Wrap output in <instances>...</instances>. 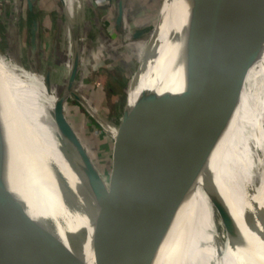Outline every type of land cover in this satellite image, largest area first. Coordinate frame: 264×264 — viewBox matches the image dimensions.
Masks as SVG:
<instances>
[{
  "label": "water",
  "instance_id": "obj_1",
  "mask_svg": "<svg viewBox=\"0 0 264 264\" xmlns=\"http://www.w3.org/2000/svg\"><path fill=\"white\" fill-rule=\"evenodd\" d=\"M67 1L60 0L68 14ZM213 1L176 0L175 4L174 0L170 1L166 20L161 24V31L155 33L143 75L128 104L123 120L124 132L115 148L114 156L121 161L126 172L125 180L118 182L116 175L121 165H115L113 188L117 197L106 187L64 113L70 95L79 100L72 93L80 63V51L74 36L77 47L68 85L56 98L51 115L61 144L60 152L79 181L52 162H43L47 170L44 179L87 223L95 255H88L63 236L59 228L17 189L5 170L7 134L0 122V264H191L175 237L173 217L162 192L165 138L167 136L172 145L173 156L178 158L187 144L185 125L189 122L196 121L202 133H219L227 128V117L235 118L237 109L226 99L229 90L223 76L240 78L252 65L246 57L231 55L228 62L220 61L219 53L229 55V51L224 45L226 42L217 46L216 52L212 46L209 19ZM38 2L28 0V13L34 15ZM256 12L248 7L246 22L249 28L258 31L264 15ZM124 14V0H116L115 24L120 29L125 21ZM224 21L226 28L231 18ZM142 33L135 32L132 39ZM29 43L33 53L40 50V21L34 17ZM203 66L212 72L213 78L204 72ZM31 69L32 73L40 75L39 67ZM185 74L192 75L205 94L217 99V104L211 103L213 107L206 120L198 122L194 110L185 114V103L175 104L171 100L174 85ZM46 87L48 92L53 87L50 74L46 76ZM220 112L224 115L223 123L217 119ZM21 149L27 156L40 160L30 150ZM195 170L198 176L199 170ZM218 206L222 218H225L220 202ZM252 207L257 215L253 218L245 216L244 222L248 230L261 240L264 237L261 227L264 213L256 210L255 202ZM226 222L232 252L249 256L252 245L232 214L226 217Z\"/></svg>",
  "mask_w": 264,
  "mask_h": 264
},
{
  "label": "bare ground",
  "instance_id": "obj_2",
  "mask_svg": "<svg viewBox=\"0 0 264 264\" xmlns=\"http://www.w3.org/2000/svg\"><path fill=\"white\" fill-rule=\"evenodd\" d=\"M213 3L209 19L212 46L215 51L226 42L224 45L229 51V55L217 54L220 61L228 62L231 55L246 57L252 65L248 71H242L240 78L222 75L229 90L226 99L237 109L235 118L227 117V128L219 133H202L196 121L189 122L185 125L187 144L178 158L173 156L172 145L166 136L161 187L173 217L175 237L191 264H264V237L260 240L244 222L245 216L253 218L257 215L252 207L254 202L256 210L264 213V18L258 31L249 28L246 22L248 7L254 8L256 14L264 15V0H214ZM228 17L231 22L224 28V20ZM76 47L73 40L70 49L76 50ZM144 68L142 65L135 78L131 101ZM203 68L213 78L212 72ZM19 79L24 88L17 91L0 78V122L7 134L5 170L31 205L53 222L63 236L93 256L87 223L44 179L47 173L44 163L52 162L79 181L60 152L61 144L51 115L60 88L53 86L48 92L46 87L43 93L21 70ZM171 100L175 104L185 103V114H190L192 109L197 120H206L213 107L211 103L217 104V99L205 94L193 76L187 74L174 85ZM21 147L39 156L40 160L24 154ZM195 169L199 170L198 176ZM227 172L230 185L236 189L234 220L252 245L249 256L235 255L228 238L219 233L221 221L215 216L206 193L216 191ZM230 201L231 196L228 204ZM261 227L264 233V225Z\"/></svg>",
  "mask_w": 264,
  "mask_h": 264
},
{
  "label": "rangeland",
  "instance_id": "obj_3",
  "mask_svg": "<svg viewBox=\"0 0 264 264\" xmlns=\"http://www.w3.org/2000/svg\"><path fill=\"white\" fill-rule=\"evenodd\" d=\"M169 2L124 0L125 21L120 29L115 24L116 0H68V14L60 0H39L34 18L40 21V50L33 53L29 43L28 0H0V78L9 88L23 90L19 79L21 70L43 93L47 74L53 86L61 92L66 90L74 55L70 45L74 36L77 38L80 63L72 93L79 100L70 95L64 113L115 197L116 164L121 165L116 180L123 182L126 178L124 166L114 154L124 132L123 120L131 103V90L147 61L155 33L161 31V24L166 20ZM135 32L143 33L132 39ZM33 67L41 69L40 75L31 72ZM217 119L223 123V113H218ZM228 177L229 172L216 191L206 192L215 216L221 221L219 233L227 238L226 217L232 214L235 219L236 209V189ZM218 202L225 218L221 216Z\"/></svg>",
  "mask_w": 264,
  "mask_h": 264
},
{
  "label": "trees",
  "instance_id": "obj_4",
  "mask_svg": "<svg viewBox=\"0 0 264 264\" xmlns=\"http://www.w3.org/2000/svg\"><path fill=\"white\" fill-rule=\"evenodd\" d=\"M28 16H29V19L32 21V19H33L34 15H33V14H31V13H28ZM123 85H124V83H123Z\"/></svg>",
  "mask_w": 264,
  "mask_h": 264
}]
</instances>
